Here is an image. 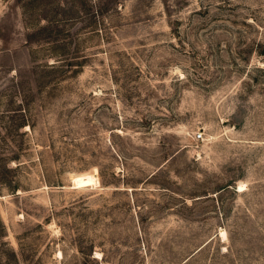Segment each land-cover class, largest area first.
<instances>
[{"label":"rangeland","instance_id":"374dc122","mask_svg":"<svg viewBox=\"0 0 264 264\" xmlns=\"http://www.w3.org/2000/svg\"><path fill=\"white\" fill-rule=\"evenodd\" d=\"M0 264H264V0H0Z\"/></svg>","mask_w":264,"mask_h":264},{"label":"bare ground","instance_id":"6f19581e","mask_svg":"<svg viewBox=\"0 0 264 264\" xmlns=\"http://www.w3.org/2000/svg\"><path fill=\"white\" fill-rule=\"evenodd\" d=\"M244 189H245V185L244 184H241V185L238 186V192L244 191ZM246 189H247V187H246ZM221 234H222V236L224 238V235H225L224 232H221Z\"/></svg>","mask_w":264,"mask_h":264},{"label":"built area","instance_id":"2783aa9c","mask_svg":"<svg viewBox=\"0 0 264 264\" xmlns=\"http://www.w3.org/2000/svg\"><path fill=\"white\" fill-rule=\"evenodd\" d=\"M197 138H201V135H200V134H198Z\"/></svg>","mask_w":264,"mask_h":264}]
</instances>
